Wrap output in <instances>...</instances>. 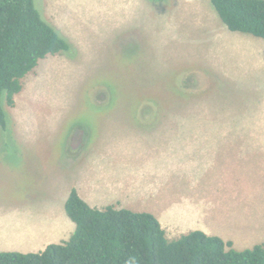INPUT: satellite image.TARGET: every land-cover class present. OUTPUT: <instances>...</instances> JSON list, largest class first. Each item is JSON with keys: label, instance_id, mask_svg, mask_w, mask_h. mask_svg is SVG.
Returning a JSON list of instances; mask_svg holds the SVG:
<instances>
[{"label": "rangeland", "instance_id": "obj_1", "mask_svg": "<svg viewBox=\"0 0 264 264\" xmlns=\"http://www.w3.org/2000/svg\"><path fill=\"white\" fill-rule=\"evenodd\" d=\"M34 1L71 44L72 53L42 60L22 80L15 107L4 105L8 122L7 129H0V252L38 253L49 243L69 240L75 224L65 211L67 189L85 185L87 176L101 186L111 179L131 184V158L142 153L151 131L165 125L185 131H264V121H258L264 79L256 88H237V81L247 82L234 75L244 72L238 59L225 61L224 68L234 65L232 75L222 71L224 76L212 78L211 66H220L210 64L211 47L228 49L230 43L211 0ZM202 114L242 122L160 119ZM146 154L147 163L153 162L150 171L169 178L173 169L166 155ZM253 158L238 177H231L238 178L236 186L220 188L215 195L224 199L226 191L235 189L245 200L243 213L264 210V155ZM141 205L156 207L152 201ZM220 205L211 203L209 212L219 215ZM260 222L264 224V214L244 230L230 232L241 239L251 232L264 237V229L257 231Z\"/></svg>", "mask_w": 264, "mask_h": 264}, {"label": "crops", "instance_id": "obj_2", "mask_svg": "<svg viewBox=\"0 0 264 264\" xmlns=\"http://www.w3.org/2000/svg\"><path fill=\"white\" fill-rule=\"evenodd\" d=\"M249 35L229 30L226 34L227 41L230 43L226 45L228 49H223L225 47H219V45L211 47L213 61L210 64L220 66L217 69L211 66L213 80H217L219 73L224 76L222 71H225L227 76L232 75L234 65L228 63V66L224 68L225 61L238 59L241 61L238 65L244 68V72H237L234 75H240V79H246L247 82L237 81L241 82L238 83L237 88H256V85L262 83L264 44L258 37ZM206 59L211 60L207 57ZM219 61L223 63V67ZM260 106L258 121H264V102ZM195 116L199 117L189 119L191 116L177 115V117L166 118L167 121L165 117L160 119L162 122L172 123L178 120L180 122L198 120L209 124L232 123L230 119H238V117L230 116L227 120H217L216 117L213 118L207 114ZM239 122L242 121L239 120ZM145 141L142 153L131 158L134 167L131 171L133 179L130 180L131 184L127 181L111 179L101 186L94 178L87 176L85 185H78L75 188L71 186L69 191L67 189L65 204L71 191L76 189L82 199L92 208L104 209L112 206L116 209L154 215L160 221L169 240L179 239L193 231H201L209 236L220 237L225 242H232L233 247L239 251L264 244V237L260 236L261 233H248L251 231L248 230V236L241 239L240 236H235V233L230 232L231 228L244 230L245 226L252 225L254 219H262L264 214L262 208L254 213L241 212L245 200H239L235 189L226 191L229 194L227 198L215 197L220 188L237 183L238 178L231 177L239 176V171L245 169L246 161H251L254 156L264 155V131H185L167 129L165 125L156 131H151L149 136H145ZM141 145L142 142L134 147L138 149ZM147 151L153 152L156 158L166 155V160L173 169L170 173L171 178L165 179L150 171L153 162L147 163L150 160L146 154ZM167 180H171L169 185L164 183ZM242 182L244 183L243 180ZM174 192L177 194H172ZM148 201L154 202L156 207L153 205L146 208L141 205ZM211 203L222 204L219 215L209 212ZM200 211L203 213L201 214ZM60 213L64 214L63 211ZM210 223L220 227L221 230L213 226L210 228ZM257 227L259 229L257 231H260L264 229V224L260 222ZM50 244L55 243H49L46 247Z\"/></svg>", "mask_w": 264, "mask_h": 264}, {"label": "trees", "instance_id": "obj_3", "mask_svg": "<svg viewBox=\"0 0 264 264\" xmlns=\"http://www.w3.org/2000/svg\"><path fill=\"white\" fill-rule=\"evenodd\" d=\"M228 30L264 40V0H211ZM71 44L44 19L34 0H0V129L22 80ZM75 224L69 240L38 253L0 252V264H264V244L239 251L232 242L193 231L169 240L150 213L92 208L73 189L65 204Z\"/></svg>", "mask_w": 264, "mask_h": 264}, {"label": "flooded vegetation", "instance_id": "obj_4", "mask_svg": "<svg viewBox=\"0 0 264 264\" xmlns=\"http://www.w3.org/2000/svg\"><path fill=\"white\" fill-rule=\"evenodd\" d=\"M75 147V145H73V148Z\"/></svg>", "mask_w": 264, "mask_h": 264}]
</instances>
